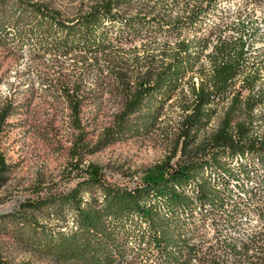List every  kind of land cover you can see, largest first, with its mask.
Masks as SVG:
<instances>
[{"label": "trees", "instance_id": "16d2710c", "mask_svg": "<svg viewBox=\"0 0 264 264\" xmlns=\"http://www.w3.org/2000/svg\"><path fill=\"white\" fill-rule=\"evenodd\" d=\"M191 1L172 16L176 0H88L64 17L41 0H0V48L26 47L31 60L69 57L97 75L102 62L120 99L87 143L78 85L59 88L76 132L68 161L56 182L34 185L0 214V235L42 264H264V176L255 171L264 166V134L250 126L252 110H264V85L254 88L261 68L241 37L221 36L222 20L205 24L214 0ZM238 77L243 99L233 92ZM175 96L184 114L172 149L142 176L120 184L83 164L84 155L150 133ZM227 99L215 128L197 140ZM8 111L0 108V127ZM6 173L0 156V187ZM252 216L257 225L239 231ZM0 264H10L1 253Z\"/></svg>", "mask_w": 264, "mask_h": 264}, {"label": "rangeland", "instance_id": "374dc122", "mask_svg": "<svg viewBox=\"0 0 264 264\" xmlns=\"http://www.w3.org/2000/svg\"><path fill=\"white\" fill-rule=\"evenodd\" d=\"M41 1L64 17H70L82 9L88 0ZM176 2H170L168 7L172 16L183 4H191L192 1ZM213 10V17L207 18L205 24L216 22L218 18L225 23L220 28L221 36L232 39L241 37L245 41V46L249 48L248 56L254 57L253 62L257 61L261 68L260 80L256 81L254 88L261 87L264 85V0H214ZM139 44L140 41L132 46L138 48ZM128 48L130 46L122 47L120 54L124 59L129 57ZM23 51L20 54L9 45L0 48V108H9V116L0 127V156L7 166L5 181L0 187V214L15 210L29 197L34 185L56 182L68 161V152L76 132L70 127L69 110L60 95L62 85L71 88L77 84L79 87V95L82 96L79 120L87 143L94 142L120 107L118 93L105 75L104 63H97V68L103 71L97 75L92 67H82L79 61L75 62L69 57L53 60L45 56L31 60L26 55V47ZM241 83V77H238L233 92L237 91L239 98L243 99L247 96V90L241 89ZM182 88L186 94V85L183 84ZM178 101L179 98L175 96L164 106L159 121L147 135L126 138L84 155L83 164L92 163L112 181L130 184V180L142 176L146 169L170 153L176 139L177 124L184 114ZM228 106L229 99L212 108V120L197 134V140L215 128ZM251 115L252 133L257 136L264 134V110L255 108ZM236 116L237 120L241 119L240 111ZM255 171L259 172L260 178L264 176V166L255 168ZM262 180L264 182V177ZM214 181L217 182V178ZM260 186L257 196L264 200L261 195L264 184ZM229 188L234 191L231 183ZM255 225L257 221L252 216L249 224L242 225L239 231ZM223 231L226 229L223 228ZM0 253L10 264L43 262L24 250L14 239L4 235H0Z\"/></svg>", "mask_w": 264, "mask_h": 264}]
</instances>
